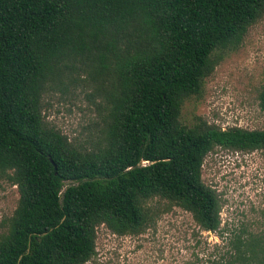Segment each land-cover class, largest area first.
Masks as SVG:
<instances>
[{"label": "trees", "instance_id": "16d2710c", "mask_svg": "<svg viewBox=\"0 0 264 264\" xmlns=\"http://www.w3.org/2000/svg\"><path fill=\"white\" fill-rule=\"evenodd\" d=\"M263 18L264 0H0V180L18 192L0 264H86L100 227L138 237L173 208L218 238L182 264H264V225L221 232L202 179L216 148L264 155V130L181 119ZM79 82L104 113L91 147L44 115Z\"/></svg>", "mask_w": 264, "mask_h": 264}, {"label": "rangeland", "instance_id": "374dc122", "mask_svg": "<svg viewBox=\"0 0 264 264\" xmlns=\"http://www.w3.org/2000/svg\"><path fill=\"white\" fill-rule=\"evenodd\" d=\"M264 86V18L251 27L239 48L229 53L206 79L202 95L185 101L181 119L200 117L222 130L238 127L264 130L258 95ZM91 86L79 82L66 91L55 89L43 98L46 121L75 143L91 147L102 127L99 99ZM203 182L217 195L220 229L229 233L241 225H264V155L216 148L203 163ZM18 200L16 187L0 180V233L7 227ZM196 241L211 245L215 233L201 232L189 213L173 208L154 229L138 237H118L105 227L97 232V256L86 264H182ZM201 249V250H202ZM206 250V249H204Z\"/></svg>", "mask_w": 264, "mask_h": 264}, {"label": "water", "instance_id": "95a60500", "mask_svg": "<svg viewBox=\"0 0 264 264\" xmlns=\"http://www.w3.org/2000/svg\"><path fill=\"white\" fill-rule=\"evenodd\" d=\"M53 166H54V168H56L55 165H53Z\"/></svg>", "mask_w": 264, "mask_h": 264}]
</instances>
